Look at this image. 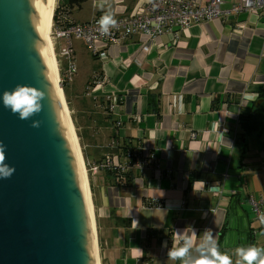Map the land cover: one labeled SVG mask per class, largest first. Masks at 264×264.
<instances>
[{
	"label": "crops",
	"instance_id": "1",
	"mask_svg": "<svg viewBox=\"0 0 264 264\" xmlns=\"http://www.w3.org/2000/svg\"><path fill=\"white\" fill-rule=\"evenodd\" d=\"M148 1L73 0L69 15L75 23L109 12L119 18ZM235 2L222 0L221 11ZM105 52L91 58L101 73L91 97L98 107L109 100L110 113L91 118L97 136L89 158L125 165L116 148L126 140L140 143L148 162L131 168L130 185L110 184L101 170L87 178L99 263L179 264L167 252L182 244L183 231L195 247L211 230L233 264L238 247L264 248V214L257 219L248 204L250 196L264 198L256 178L264 181V132L241 136L240 129L264 90V10L192 25L176 39L134 36ZM149 229L161 232L160 243H146Z\"/></svg>",
	"mask_w": 264,
	"mask_h": 264
},
{
	"label": "water",
	"instance_id": "2",
	"mask_svg": "<svg viewBox=\"0 0 264 264\" xmlns=\"http://www.w3.org/2000/svg\"><path fill=\"white\" fill-rule=\"evenodd\" d=\"M46 2L0 0V94L19 84L45 95L42 111L27 120L0 103V155L14 168L0 178V264H91L77 171L40 41Z\"/></svg>",
	"mask_w": 264,
	"mask_h": 264
},
{
	"label": "built area",
	"instance_id": "3",
	"mask_svg": "<svg viewBox=\"0 0 264 264\" xmlns=\"http://www.w3.org/2000/svg\"><path fill=\"white\" fill-rule=\"evenodd\" d=\"M221 5L222 0H208L205 5L187 0H149L145 7L135 9L128 16L115 18L117 24L110 30L109 35H101L99 31L98 21L101 17L85 23L69 22L66 27H58L52 21L53 45L57 39H63L66 43L58 54L60 59H64L63 65H65L61 84L69 83L76 74L74 41L81 42L90 54L101 60L107 57L105 48L122 45L134 36H140L147 41L163 35H173L176 39L178 31H183L192 25L264 10V0H236L228 11H221ZM145 50L146 47L143 48V51ZM110 167L124 170V166L117 164L115 158L105 157L103 162L93 164L90 171L96 173ZM248 204L257 219L264 214V198L255 199L250 196ZM255 233L257 231H254ZM259 233L264 238V227Z\"/></svg>",
	"mask_w": 264,
	"mask_h": 264
},
{
	"label": "clouds",
	"instance_id": "4",
	"mask_svg": "<svg viewBox=\"0 0 264 264\" xmlns=\"http://www.w3.org/2000/svg\"><path fill=\"white\" fill-rule=\"evenodd\" d=\"M116 24L117 21L110 12L102 15L98 21L101 35H109L110 30ZM42 93L40 88L18 84L13 89L5 90L0 94V103L13 114H18L20 119L27 120L42 111V101L45 100V95ZM46 97L50 99V97ZM39 123V121L33 120L32 126L39 127ZM4 151L5 146L0 144V153ZM13 172L14 168L4 164L3 156L0 155V178H9ZM134 222L138 223L136 220ZM178 233L182 244L168 250L167 255L171 260L178 261L179 264H233L230 255L222 254L219 251L211 230L203 232L201 241L195 247L191 237L186 235L185 231ZM163 246L167 248L166 243ZM235 256L238 258L235 264H264V248L251 245L238 247L235 250Z\"/></svg>",
	"mask_w": 264,
	"mask_h": 264
},
{
	"label": "rangeland",
	"instance_id": "5",
	"mask_svg": "<svg viewBox=\"0 0 264 264\" xmlns=\"http://www.w3.org/2000/svg\"><path fill=\"white\" fill-rule=\"evenodd\" d=\"M59 4H60V0H56L54 4L53 14L55 8L59 7ZM51 39L53 42L54 39L52 37V34H51ZM54 45L55 47L53 48V51L55 54V60L57 62L58 73H59L58 86L63 92L64 100L68 109L69 118L73 125L74 133L77 138L80 154L83 161V166L86 171V175H87L86 178L89 179L92 176V171H90V167H92V163L89 157H92L91 154L93 153V148H95V146L91 148H89V146L93 145V142H95L97 136V134L95 136L92 135L94 134L93 132H95L94 124L96 121L94 119L91 121V118H93V116L94 117L96 116L95 112H97L98 110L103 112L100 109V107L96 105V101L95 102L92 101V97H91V94L94 92L93 82L98 77V74L94 73V67H96L97 64L91 59V56L89 52L86 50L85 46H83L79 41H74L73 42V48L75 51L74 63L76 65L77 70L72 80L66 85V91H64L62 89V84H61V80H62L61 73L64 70L65 65H63L64 59L62 58L60 59V56L58 54H59V50L63 49L66 46V43L63 39H57ZM88 120L90 123L88 125V128H85L86 122ZM79 135H81L82 138H79ZM256 178L260 180V182L262 183L261 189L264 190V181H262L263 179L260 176H257ZM89 212L91 214L90 210ZM93 218L92 221L97 226L95 216ZM95 237H96V233H95Z\"/></svg>",
	"mask_w": 264,
	"mask_h": 264
},
{
	"label": "bare ground",
	"instance_id": "6",
	"mask_svg": "<svg viewBox=\"0 0 264 264\" xmlns=\"http://www.w3.org/2000/svg\"><path fill=\"white\" fill-rule=\"evenodd\" d=\"M56 0H47L43 9L40 41L43 48L44 59L48 69L53 99L57 108L59 119L62 123V131L65 135L68 152L72 158L73 164L77 171L79 181V194L82 200V211L85 215L87 232H88V247L91 264H99L98 249L95 237V227L92 221L93 213L89 198L88 181L86 171L83 166L82 157L80 154L77 138L74 133L73 125L69 118L67 105L64 100V95L59 84V73L55 54L53 51L54 45L51 39L53 9ZM91 211V214L89 212ZM94 219V218H93Z\"/></svg>",
	"mask_w": 264,
	"mask_h": 264
},
{
	"label": "trees",
	"instance_id": "7",
	"mask_svg": "<svg viewBox=\"0 0 264 264\" xmlns=\"http://www.w3.org/2000/svg\"><path fill=\"white\" fill-rule=\"evenodd\" d=\"M72 6H73V0H61L60 5L58 9L55 10L52 19L54 25H58V27H66L68 26L69 22L75 23L74 21H72L69 15L70 8ZM96 57L97 56H92L91 58L93 60H96L97 59ZM99 76H101V73L100 75L98 74V77L94 80L93 86L99 81L98 80ZM67 84L68 83L62 84V89L64 91H66ZM259 98H264V90L259 94ZM153 100L156 101L155 97L149 95L148 104L149 107H151V109L154 110L151 104ZM92 101L95 102L94 99H92ZM103 104L105 105V107L103 106ZM99 105L100 107H103L102 108L103 112L107 114L110 113L109 100L105 102L102 99H99ZM155 112L158 113L156 109ZM101 120H102L101 123L105 125V127H107L109 124L108 118H101ZM240 129L242 131L241 136L250 135L253 133H258V135H260L264 132V104H262L258 108L253 109L252 113L240 117ZM79 138H82V136L79 135ZM116 150H117L116 155L125 161V165H123L124 170L117 169L116 167L114 168L110 167L101 171L104 172L105 177L110 184L130 185L135 175V172L131 168L138 162L144 163L148 161L147 159H144L142 157V149L140 143H133L131 141L124 140L122 144L116 148ZM103 161L104 160H102V162ZM151 240H156L157 243H160L161 232H157L154 229L152 230L149 229L146 233L145 241L146 243H149Z\"/></svg>",
	"mask_w": 264,
	"mask_h": 264
}]
</instances>
